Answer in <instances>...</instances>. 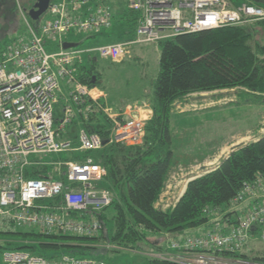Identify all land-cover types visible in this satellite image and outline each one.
<instances>
[{"label": "built area", "instance_id": "1", "mask_svg": "<svg viewBox=\"0 0 264 264\" xmlns=\"http://www.w3.org/2000/svg\"><path fill=\"white\" fill-rule=\"evenodd\" d=\"M128 4L140 12L133 40L85 49L76 43L65 48L64 43H72L66 39L69 34L96 36L112 26L111 0H52L43 21L26 18L25 33L0 47L1 226H30L48 235L98 238L100 241L85 245H105L101 236L107 226L101 214L114 195L97 185L107 170L94 157L85 158V152L98 151L104 143L99 134L86 128L80 127L72 135L69 128L79 113L88 117L102 112L112 122L109 141L133 146L143 142L147 121L138 116L125 118L94 96L97 87H89L78 77L85 55L118 62L127 57L131 45L264 19L263 8L247 3L227 8L225 0H128ZM51 43L58 44V50L48 52L46 45ZM64 152L77 153L80 158L53 163L36 158L42 153ZM42 169L47 172H39ZM204 213L208 219L201 226L207 228L201 234L168 238L151 260L264 264L247 253L251 242H264V177L246 183L228 204L209 206ZM3 263L107 264L91 255L65 254L50 260L22 250H6Z\"/></svg>", "mask_w": 264, "mask_h": 264}, {"label": "trees", "instance_id": "2", "mask_svg": "<svg viewBox=\"0 0 264 264\" xmlns=\"http://www.w3.org/2000/svg\"><path fill=\"white\" fill-rule=\"evenodd\" d=\"M246 3L264 9V0H248ZM237 5L238 2L234 6ZM111 8L113 24L106 30L118 25L119 36L133 39L140 12L133 10L128 0ZM252 22L182 33L158 42L160 71L150 84L151 92L142 94L138 100L139 106L148 104L153 112L152 118L146 122V136L141 144L126 146L110 142L112 122L102 112L95 111L88 117L79 113L74 121L73 130L86 128L99 134L105 142L100 150L85 152V158L94 157L107 170V175L97 185L114 195L112 204L106 209L113 210L112 239L120 246L143 241L147 231L178 233L200 227L207 222L204 213L207 207L228 204L246 183L264 177V135H259L256 140L236 147L216 167L206 168L193 176L175 206L168 209L157 207L170 174L180 161L178 152L172 148L171 122L175 103L193 93L239 87L254 95L264 93V37L262 42L256 39L254 45L251 43L256 29L264 31V19ZM97 58H90L95 62L91 66L84 62L79 64L78 77L89 87L102 83L101 71L95 65ZM111 68L110 65L107 69ZM76 154L67 160L79 159L80 155ZM39 172L46 173L47 170ZM104 211L101 217L105 221ZM105 233L102 240L106 239ZM0 234L17 237L20 241H7L0 248L29 251L50 260L65 254L88 256L103 251V248L85 245L100 241L98 238L14 230L0 231ZM60 239L78 245L66 253L63 249L68 243ZM154 245L158 250L161 247L158 242ZM253 259L264 261V256H254ZM151 263L164 264L153 260Z\"/></svg>", "mask_w": 264, "mask_h": 264}, {"label": "rangeland", "instance_id": "3", "mask_svg": "<svg viewBox=\"0 0 264 264\" xmlns=\"http://www.w3.org/2000/svg\"><path fill=\"white\" fill-rule=\"evenodd\" d=\"M121 1L125 2L126 0H111V7ZM247 1L225 0L227 8L237 7ZM237 2L238 5L234 6ZM26 18L30 19L22 12L17 0H0V47L18 37V35L25 33ZM45 18L46 16L43 15L40 20L43 21ZM250 23L243 25H249ZM113 33H115L114 36ZM119 35V31L114 28L103 30L96 36H91L88 33L69 34L66 39L72 43H78L79 48L85 49L111 43L115 39H122ZM254 36L255 38L251 41L252 45H254L256 39L260 42L263 41L264 31L258 28ZM58 48L56 43L46 45L48 52L56 51ZM89 57L94 58L96 55L87 54L82 58L87 66L95 63ZM159 62L160 49L152 43L129 46L127 57L117 63L97 58L95 65L101 71L102 82L98 86L106 90L107 94L129 98L132 102L134 98L138 97L139 99L142 94L148 95L151 92L150 84L160 71ZM110 65L112 68L107 69ZM106 106L111 107L108 103H106ZM69 132V135H72L76 131L70 127ZM171 133L173 136L172 148L178 152L180 161L172 170L164 194L159 199L163 198V200L159 201V205L157 204L159 208H161L160 204L162 206L165 204L166 207H162V209L171 208L180 200L184 194L182 190L183 183L188 182L199 172L202 173V166L214 168L225 154H229L232 146L256 140L259 135H264V93L254 95L249 93V90L239 87L184 96L175 103ZM71 155L66 152L42 153L37 155L36 158L45 163H53L66 161ZM175 178L178 179L176 181V183H179L178 188L169 189L175 187L172 185ZM174 191L175 193H173ZM112 212V208L104 211L107 231L105 233L106 239L102 241V244H105L104 247H101L103 251L91 255L105 261L107 264H153L151 263V255L158 251L154 242L159 241V244L164 247L168 238L171 241L187 236H195L201 234L207 228L205 226L188 228L178 233H170L168 236L166 232L147 231L145 232L146 239L135 245L125 247L120 246L118 242H114L112 239L115 226L112 220ZM5 227L0 224V231L14 230L25 233L35 231L41 233L39 229L30 226ZM10 240L16 241L15 243L20 242L17 237L0 234V245L5 246V243ZM60 240H66L68 243V246L63 249L66 253L71 250V247L78 245L68 241V239ZM5 251L6 249L0 248V264H4L3 255ZM247 253L250 258L264 256V242H251L247 248Z\"/></svg>", "mask_w": 264, "mask_h": 264}, {"label": "crops", "instance_id": "4", "mask_svg": "<svg viewBox=\"0 0 264 264\" xmlns=\"http://www.w3.org/2000/svg\"><path fill=\"white\" fill-rule=\"evenodd\" d=\"M115 29L117 31L120 30L118 28V25H116ZM126 40H127V37H125L124 39L123 38L122 39H117V40L115 39V41H112L111 43L120 42V41H126ZM152 44H154L157 48H159V43H152ZM92 93L94 94V96L98 97L103 104L106 105V103H108V105L111 106L109 108L112 109V111L116 110L115 112H120V110L124 109V112H122V111L121 112L125 114V118L129 117V116H133V115H135V116L138 115V117H141V118H143V119L148 121V119L151 118V116L153 114V112H152V110H151V108L149 107L148 104L139 106V101H138L139 99L138 98H134L133 99L134 101L131 102L129 98H125V97L123 98L122 96L121 97L120 96L116 97V96H113L112 94L111 95L107 94L106 90H104L100 86H98L97 88H94ZM239 144H241V143H239ZM234 146H236V145H234ZM234 146H232L231 151H232ZM226 155L227 154H225L224 156H226ZM178 178H180V177H178ZM176 181H178L177 178H175V180H173L174 184L172 183V185L175 186V187L169 188V189H173L174 190V188H176V189L178 188L177 186H178L179 183L178 182L176 183ZM187 183H188L187 181H185L183 183V186H182L183 192H185V190H186ZM173 193H175V191ZM163 194H164V192L162 193L161 196H163ZM159 201H161V200H159ZM159 201L157 202L158 205H159Z\"/></svg>", "mask_w": 264, "mask_h": 264}, {"label": "water", "instance_id": "5", "mask_svg": "<svg viewBox=\"0 0 264 264\" xmlns=\"http://www.w3.org/2000/svg\"><path fill=\"white\" fill-rule=\"evenodd\" d=\"M51 1L52 0H17V3L26 16H28L32 21H38L48 10ZM75 46H77L76 43H64L65 48ZM242 144L243 143L234 146L232 150ZM206 168V166H203L201 171Z\"/></svg>", "mask_w": 264, "mask_h": 264}, {"label": "bare ground", "instance_id": "6", "mask_svg": "<svg viewBox=\"0 0 264 264\" xmlns=\"http://www.w3.org/2000/svg\"><path fill=\"white\" fill-rule=\"evenodd\" d=\"M135 36H136V33H135ZM134 38H135V37H134ZM134 38H133V39H134ZM133 39H131V40H133ZM126 41H128V40H126Z\"/></svg>", "mask_w": 264, "mask_h": 264}]
</instances>
